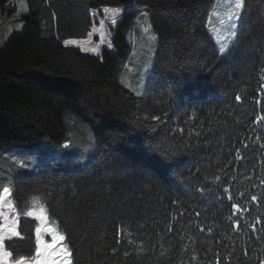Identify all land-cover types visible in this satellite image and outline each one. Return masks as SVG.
Masks as SVG:
<instances>
[{
	"label": "trees",
	"instance_id": "trees-1",
	"mask_svg": "<svg viewBox=\"0 0 264 264\" xmlns=\"http://www.w3.org/2000/svg\"><path fill=\"white\" fill-rule=\"evenodd\" d=\"M216 1L27 0L1 44L0 191L13 187L21 215L43 204L73 264H264V0H245L228 55L208 31ZM104 7H132L114 52L67 45L90 37ZM144 13L160 43L137 97L122 77ZM84 127L98 150L86 169L19 176L13 148L77 147ZM37 226L21 218L14 258L34 255Z\"/></svg>",
	"mask_w": 264,
	"mask_h": 264
},
{
	"label": "rangeland",
	"instance_id": "rangeland-1",
	"mask_svg": "<svg viewBox=\"0 0 264 264\" xmlns=\"http://www.w3.org/2000/svg\"><path fill=\"white\" fill-rule=\"evenodd\" d=\"M235 2L236 0H217L208 21V31L219 51L221 48H224L223 55H228L230 53L239 34L245 0L244 7L238 10L239 19H236L234 16L232 19H229L230 15L237 11L234 7ZM27 10V0H10L6 10H0V46L13 31L23 28L21 17ZM131 10L132 7L101 8L96 12V23L90 37L87 40L68 41L67 45L79 47L84 52L94 55H99L105 48L114 52L112 38L115 28ZM101 24H103V27H101ZM128 38L133 47V51L127 72L122 77V84L130 93L137 97H142L145 95L149 83L153 78L160 43L159 36L154 32L150 17L147 13H144V15L137 20ZM83 134L84 142L77 147L70 144L56 146L46 140L34 146L15 147L13 148L15 151L11 152L9 157L12 156L11 159H13V161H17L19 164L23 162L26 165L23 167L24 170H22L21 174H19L20 177L54 169L83 171L98 156V150L92 132L87 127H84ZM7 188L11 191V196L8 197V199H10L15 206L13 187L9 186ZM41 207L44 208V213L40 212ZM0 210L8 215L9 222H15L18 232L20 220L23 216L35 220L38 224L37 228L41 229V247L51 242L52 237L49 233V229L63 234L58 226L49 219L46 207L37 201H34L29 206L24 215H21L17 209L15 213H12L7 207L0 208ZM28 211H34L36 215H43L44 218L38 220L33 216H28L26 215ZM3 223L4 220L0 217V224ZM19 239H21V234L19 237H13V240ZM7 242L8 241H6V243ZM62 243L69 249L66 240ZM33 256L34 255L31 257ZM55 258L60 259L59 257ZM12 259L15 260L16 258L12 257Z\"/></svg>",
	"mask_w": 264,
	"mask_h": 264
},
{
	"label": "snow or ice",
	"instance_id": "snow-or-ice-1",
	"mask_svg": "<svg viewBox=\"0 0 264 264\" xmlns=\"http://www.w3.org/2000/svg\"><path fill=\"white\" fill-rule=\"evenodd\" d=\"M235 9L237 11L233 12L229 19H232L234 16L236 19H239L238 10L242 9L244 7V0H236ZM115 22V21H113ZM101 27H103V24H101ZM220 52H224V48L220 49ZM241 98L239 96L236 97V100L239 101ZM147 118V117H146ZM152 119L159 120V116H153ZM264 119V117H257V120ZM183 131V129H181ZM21 167H25L26 165L21 162ZM261 184L264 185V180L261 181ZM227 192L228 190L225 189ZM11 196V191L9 188L5 187L0 191V208L7 207L11 210L12 213L16 212L15 206L11 202L8 197ZM229 199H231V196H229ZM253 201L257 200L256 196L252 197ZM234 209L239 211L238 205L232 206ZM41 213H44V208L41 207L40 209ZM28 216H33L35 219H43V215H36L34 211H28L26 213ZM0 217L3 218L4 223L0 224V264H72V253L67 248L66 245H64L62 242L66 239V237L63 234L58 233L57 231L53 229H49V233L51 234V242L44 244L43 247H41L42 241H41V229H36V249L35 254L33 257H24L20 256L16 258L15 260L12 259L13 253L8 250V248L11 246L10 244L6 246V241L11 242L13 240V237H19L20 233L16 229L15 222H9V217L6 215L2 210H0ZM238 226V222H237ZM120 241L118 240L117 243ZM247 254V253H245ZM55 257H59L60 259H56ZM219 264V262H218Z\"/></svg>",
	"mask_w": 264,
	"mask_h": 264
}]
</instances>
